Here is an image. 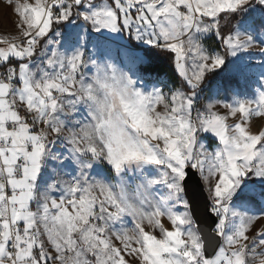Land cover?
Instances as JSON below:
<instances>
[{
  "label": "snow or ice",
  "instance_id": "1",
  "mask_svg": "<svg viewBox=\"0 0 264 264\" xmlns=\"http://www.w3.org/2000/svg\"><path fill=\"white\" fill-rule=\"evenodd\" d=\"M0 3V264H264V0Z\"/></svg>",
  "mask_w": 264,
  "mask_h": 264
},
{
  "label": "rangeland",
  "instance_id": "2",
  "mask_svg": "<svg viewBox=\"0 0 264 264\" xmlns=\"http://www.w3.org/2000/svg\"><path fill=\"white\" fill-rule=\"evenodd\" d=\"M4 5L3 3H0V9H3Z\"/></svg>",
  "mask_w": 264,
  "mask_h": 264
}]
</instances>
